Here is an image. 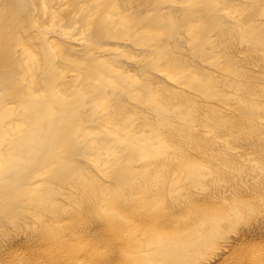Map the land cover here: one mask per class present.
Instances as JSON below:
<instances>
[{
  "label": "bare ground",
  "instance_id": "1",
  "mask_svg": "<svg viewBox=\"0 0 264 264\" xmlns=\"http://www.w3.org/2000/svg\"><path fill=\"white\" fill-rule=\"evenodd\" d=\"M0 264H264V0H0Z\"/></svg>",
  "mask_w": 264,
  "mask_h": 264
}]
</instances>
